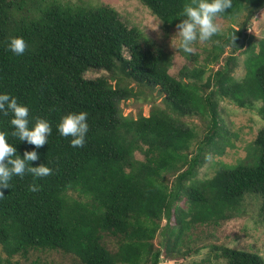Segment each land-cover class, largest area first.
I'll use <instances>...</instances> for the list:
<instances>
[{"label": "trees", "instance_id": "1", "mask_svg": "<svg viewBox=\"0 0 264 264\" xmlns=\"http://www.w3.org/2000/svg\"><path fill=\"white\" fill-rule=\"evenodd\" d=\"M141 2L164 26L176 28L188 0ZM232 2L217 19L235 22L244 15L241 28L214 35L203 63L173 77V54L129 27L109 5L0 0V93L29 107L30 127L36 118L49 121L48 143L31 164L53 169L43 178L13 177L10 188L0 189V264H14L10 258L32 249L62 251L78 264H161L164 255L180 264H209L212 255L224 264H264L259 254L224 244L210 245L207 258L189 263L198 253L186 236L190 230L235 218L246 197L261 202L264 224V129L243 160L218 164L211 179H195L212 153L232 146L219 98L240 108L261 103L264 114V38L255 44L246 34L264 0ZM11 37L25 40L23 55L8 50ZM237 53L245 57L240 79L234 77ZM219 63L217 70L210 67ZM89 72L105 75L90 79ZM133 84L158 88L165 108L154 106L137 118L124 115L122 102L141 100ZM81 111L88 113L89 130L85 145L73 148L56 125L63 115ZM191 116L207 121L203 139L178 119ZM10 118L0 115V131L23 158L35 146L11 136ZM33 183L38 192L29 191Z\"/></svg>", "mask_w": 264, "mask_h": 264}, {"label": "rangeland", "instance_id": "2", "mask_svg": "<svg viewBox=\"0 0 264 264\" xmlns=\"http://www.w3.org/2000/svg\"><path fill=\"white\" fill-rule=\"evenodd\" d=\"M62 1L75 4H92V6L109 5L113 7L119 13L122 21L129 27H138L147 38L173 54L172 66L169 69V73L173 77H179L184 67L193 69L201 65L207 54L205 51L212 47V37L208 41L194 43V51L192 53H185L178 47H173L171 40L176 33V28L164 26L162 21L152 15L141 0ZM244 19V15L239 16L235 22L217 19L216 23L219 25L218 34H226L230 27L240 29ZM246 34L253 37L255 44L264 38V8L259 10L252 18L248 24ZM227 51L229 52L230 50ZM244 59L243 55H239L240 66L234 73V77L237 79H240L244 75ZM220 64H213L210 67L213 70H217ZM209 74L210 70H207L205 76ZM102 75H105V73L89 72L86 74V77L94 79ZM133 86L137 88L138 84H133ZM137 90L141 91V100L131 99L121 103L124 115L137 118L140 115L148 116L154 106L165 108L164 95L158 88L139 87ZM261 106L262 104L258 103L254 108H240L229 100L218 99V109L224 122L223 125L230 135L229 141L232 146L227 145L221 155L212 153L206 163L198 170L196 180L211 179L217 170L218 164L235 165L246 157V147L256 139L258 132L264 129V114L260 112ZM178 119L194 127L199 139H203L206 135L208 130L206 120L204 122L199 116L178 117ZM135 155L139 160L144 159V156L140 153H136ZM185 202L186 199H182L179 207H184ZM260 206L261 202L258 200L246 197L240 207V214L235 218L224 222L219 227L199 225L196 229L190 230L186 236L194 240L191 247L194 250L198 249V253L193 254L189 258V263L193 261L200 262L207 258L208 252L211 251L209 246L212 244H224L239 250L257 253L264 259V224L259 216ZM162 239V237L158 236L155 242L157 245H161L160 247L163 249L164 255L165 247L160 243ZM164 258L161 264H180L181 262V260L169 259L165 255ZM9 260L14 264H30L36 260L45 264H78L77 258L72 255L65 254L62 251L46 249H32L26 255L19 254ZM6 261L5 259L4 262ZM209 264H224V261L216 260L212 255V260Z\"/></svg>", "mask_w": 264, "mask_h": 264}, {"label": "clouds", "instance_id": "3", "mask_svg": "<svg viewBox=\"0 0 264 264\" xmlns=\"http://www.w3.org/2000/svg\"><path fill=\"white\" fill-rule=\"evenodd\" d=\"M232 8V0H188L177 14L183 19L176 24V33L171 40L173 47H178L185 53H192L194 43L208 41L219 32L217 18L226 15V10ZM7 48L13 54L21 56L25 52L26 42L22 37H11ZM9 114H11L9 123L13 129L11 136L35 147L32 150H25L21 158L16 148L9 143L8 133L0 131V189L10 188L13 177L23 178L27 173L34 178H43L53 171L47 164L41 163L38 166L31 164L39 159L37 149L48 143V137L52 133L49 121L36 118L30 127L29 107L18 103L17 98L9 93H0V115ZM87 116L88 113L85 111L69 112L63 115L56 125L60 136L71 137L69 144L73 148H81L86 143V134L89 130ZM39 190V185L35 183L29 185V191ZM0 196H3L2 191Z\"/></svg>", "mask_w": 264, "mask_h": 264}, {"label": "water", "instance_id": "4", "mask_svg": "<svg viewBox=\"0 0 264 264\" xmlns=\"http://www.w3.org/2000/svg\"><path fill=\"white\" fill-rule=\"evenodd\" d=\"M244 37H245V31H244V29H243V30H242L241 38H240V40H239V42H238V44H237V48H240L241 44H242L243 41H244Z\"/></svg>", "mask_w": 264, "mask_h": 264}]
</instances>
